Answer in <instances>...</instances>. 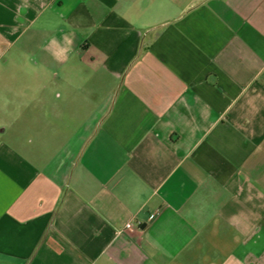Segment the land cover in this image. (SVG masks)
Segmentation results:
<instances>
[{"label": "crops", "instance_id": "crops-1", "mask_svg": "<svg viewBox=\"0 0 264 264\" xmlns=\"http://www.w3.org/2000/svg\"><path fill=\"white\" fill-rule=\"evenodd\" d=\"M0 264H264V0H0Z\"/></svg>", "mask_w": 264, "mask_h": 264}, {"label": "clouds", "instance_id": "clouds-1", "mask_svg": "<svg viewBox=\"0 0 264 264\" xmlns=\"http://www.w3.org/2000/svg\"><path fill=\"white\" fill-rule=\"evenodd\" d=\"M67 43L70 45L71 41L69 40ZM51 44L55 46V51L52 52V55L56 60L63 61L68 58L67 54L70 51V48L61 46L55 39L51 41Z\"/></svg>", "mask_w": 264, "mask_h": 264}, {"label": "built area", "instance_id": "built-area-1", "mask_svg": "<svg viewBox=\"0 0 264 264\" xmlns=\"http://www.w3.org/2000/svg\"><path fill=\"white\" fill-rule=\"evenodd\" d=\"M154 216L153 215H151L150 217H149V219H148V223H151L153 220H154ZM131 228V224L130 223H127L126 225H125V229H130Z\"/></svg>", "mask_w": 264, "mask_h": 264}]
</instances>
